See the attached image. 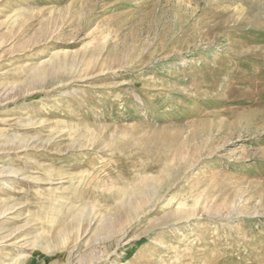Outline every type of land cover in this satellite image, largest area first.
I'll return each mask as SVG.
<instances>
[{
  "label": "rangeland",
  "instance_id": "374dc122",
  "mask_svg": "<svg viewBox=\"0 0 264 264\" xmlns=\"http://www.w3.org/2000/svg\"><path fill=\"white\" fill-rule=\"evenodd\" d=\"M0 246L264 264V0H0Z\"/></svg>",
  "mask_w": 264,
  "mask_h": 264
},
{
  "label": "bare ground",
  "instance_id": "6f19581e",
  "mask_svg": "<svg viewBox=\"0 0 264 264\" xmlns=\"http://www.w3.org/2000/svg\"><path fill=\"white\" fill-rule=\"evenodd\" d=\"M6 249H4V248H2L1 246H0V255H3L6 251H5ZM12 254H17V253H12ZM26 253H18L16 256H18V257H24V256H26L25 255Z\"/></svg>",
  "mask_w": 264,
  "mask_h": 264
}]
</instances>
